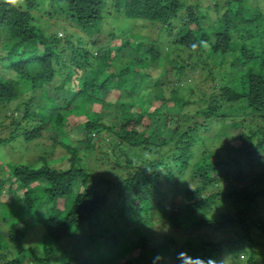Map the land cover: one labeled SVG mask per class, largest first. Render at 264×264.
I'll return each mask as SVG.
<instances>
[{"label": "trees", "instance_id": "16d2710c", "mask_svg": "<svg viewBox=\"0 0 264 264\" xmlns=\"http://www.w3.org/2000/svg\"><path fill=\"white\" fill-rule=\"evenodd\" d=\"M36 3L37 0H24L23 5L12 6L0 0V63L12 69L0 74V103L17 98L24 89H43L60 72L56 59L62 58L64 51H58L61 41L59 32L56 30L48 36L43 29L33 25L31 10ZM62 3L68 7L67 15L72 25L85 33L89 37V44L94 48L98 47L100 52L92 57L91 46L79 47L69 38L66 39L72 50L70 56L75 69L68 68L69 74L61 91L72 99L74 111L59 112L58 100L44 97L42 100L50 101L51 105H41L42 123L44 125L49 120L52 128L56 131L58 129V134H64L65 123H76L74 117L77 118L84 103H91L97 113H86L88 137L84 141L64 144L54 131V148L58 145L64 147L65 151L59 150V156L67 162L59 163V160H55L54 166L43 168L12 164L7 176L0 179V194L6 181H15L22 188L20 194L23 193L18 199L16 196L7 202L0 200V216L12 227L8 240L0 238V260H3L1 251L5 247L16 248L14 258L0 264H57L50 261V256L58 248L71 254L69 259L64 257L60 260L63 264H181L179 253L187 254L183 258L184 264H264V242L260 240L264 233L254 230L260 231L264 213L262 8L253 6L248 0H227L222 16L204 27L206 16L201 15L198 0L194 4H185L184 0H114L116 14L140 25H149L154 30L165 31L175 38L173 45L176 50L204 57L216 65L232 57L233 66L238 69L236 77L231 80V86H216L217 95L205 100L208 109L203 112V123L198 122L186 130L177 129L166 135L161 128L167 123V116H181L180 112L191 102L187 98L168 100L163 97L159 84L161 75H166V71L162 70L158 77L153 75L157 64L154 62L161 59V49L145 38L140 40L139 36L130 31V38L137 39L135 46H131L129 39L122 38L103 51L104 39L100 27L110 13L107 8L108 0H63ZM76 40L78 45L84 42L80 35L76 36ZM201 41H206L208 47H203ZM193 44L197 45L195 50L192 49ZM125 58L130 59L126 69L111 75L106 73L115 60ZM167 63L179 71L185 69L178 66V57L172 59L167 54ZM88 64L92 67L93 79L79 86L77 79L85 76ZM192 65L193 63L187 67ZM148 87L156 89L150 92ZM112 89L119 92L115 105L121 109L113 112L123 118L110 124L103 120L101 114L108 111L106 97ZM155 101L158 105L152 108L150 104ZM32 103L30 101L27 107ZM225 106L229 113L243 118L236 132L240 145L235 147L223 138L231 154L230 159L225 160L219 154H214L211 158L203 156L197 162L192 176L193 179H198V186L182 190L181 195L192 200L208 186L217 185V182H226L225 188L219 187L206 199L184 206H170L154 201L155 196H167V193H161L157 187L162 184V180H172L176 185L173 171L182 169L187 164L198 131L207 129L209 121ZM154 114L160 115L162 120H156ZM24 117H28V114ZM246 117H259L263 125L253 129L248 126ZM14 125L17 128L21 126L19 122ZM103 132H108L106 137H110L107 143L119 141V145H124L127 149L122 151L124 153L140 149L154 153L159 158L144 160L139 165L140 175L126 178L118 184L107 177L100 178L101 183L107 186V191L101 193L97 178L85 158L89 156L88 150L98 145L97 137L106 142V137L101 136ZM40 135L41 131L36 130L28 135V139H37ZM11 137L12 135L9 138L0 137V146L10 143ZM256 166H260V172L253 170ZM247 169L249 171L246 173ZM246 175L253 177V183L240 186L247 178ZM140 178L144 180L143 186L138 183ZM81 187L84 190L81 191ZM113 191L125 199L124 204L127 194L133 201L140 200L139 215L145 216L142 225H146L149 213V228L155 225V218H160L155 231L162 233L161 242L150 248L153 244L150 238L137 240L116 228L108 230L94 224L97 215L107 208L109 194ZM212 199L215 201L211 203ZM17 207L21 211L11 217ZM207 207H216L218 210L210 218L199 217L194 222L195 215ZM120 208L123 214L124 207ZM121 217L125 218L123 225H127L128 219L124 214ZM27 218H31L32 222L24 223ZM29 225L36 229L41 226L40 231H44L42 258H39L35 247L29 249L31 256H24V242ZM88 227V230H96L88 234ZM209 230L211 232L202 237L206 241L200 242L199 248L194 251L189 249L192 244L187 243L186 237L180 239L182 234L196 238V235ZM79 232H82L81 237ZM255 235H258V239H254ZM179 242L184 244L180 249ZM248 247L251 249L249 256H237ZM233 254L236 256L235 261L231 258Z\"/></svg>", "mask_w": 264, "mask_h": 264}, {"label": "rangeland", "instance_id": "374dc122", "mask_svg": "<svg viewBox=\"0 0 264 264\" xmlns=\"http://www.w3.org/2000/svg\"><path fill=\"white\" fill-rule=\"evenodd\" d=\"M63 0L54 2V0H37L36 6L31 10L34 16L33 25L39 29H43L46 34H49L58 31V36L61 39L58 51H64V55L60 59H56V66L59 67V74L53 82L45 86L41 90L34 89H24L20 95L8 102L0 103V137L9 138L10 135L12 140L10 144L4 143L0 146V179L2 180L7 176L9 167L12 164H18L22 166H32L33 168H42L46 166H54L55 160L60 162H67L66 159L61 160L59 156V150H64V147L58 145L54 148V131L57 134V138L61 139V142L64 144L68 143H78L84 141L88 137V131L85 126L87 121L86 113H95L93 110V105L91 103H84L83 107L79 109L77 118L74 117L76 123L66 122L65 123V133L58 134L57 129L54 130L52 122L47 120L43 125V119L40 116V107L43 104L51 105V102L48 100H42L44 97L56 98L58 100V111L63 112L67 110L74 111L72 99L69 95L64 94L61 91V88L65 87V78L69 74L68 68L72 70L75 69L73 61L71 59V47L66 39H70L71 42L77 44V46L90 48L91 44L89 37L85 33L81 32L79 28L72 25L71 19L67 15L68 7L62 3ZM195 0H184L185 4H194ZM200 3V13L203 17L206 16V20L203 22V26H208L213 23L215 19H218L226 10L227 0H198ZM253 6H260L264 11V0H248ZM21 6V5H20ZM216 6L218 10H216ZM108 11H110L108 17L103 21L100 30L102 33V38L104 39L102 43L103 51L107 47H111L112 44L119 39L127 38L130 41L131 46H135L137 39L131 37L130 31L133 32V35L139 36V39L142 38L149 40L154 43L161 49V59H158L155 63V70L153 75L158 77L162 74V70L166 71V75L162 74V80L159 84V87L162 89L163 97L165 99H189L190 104L187 108L183 109L180 112V115H168L167 123L161 128L163 134L169 135L176 131L177 129L186 130L187 127L193 126L196 123H203L205 117L203 112L208 109V104L205 100H210L211 96H215L218 93L216 86H231L232 79L237 75L238 69L233 66V58L229 57L224 59L219 65L206 60L204 57H199L198 55H190L187 51L176 50L174 46L175 38H172L165 31L154 30L153 27L149 25H140L136 21L125 19L122 15L116 14L114 12L115 5L114 0H108ZM80 35L84 42L81 45H78L76 36ZM255 40V39H252ZM264 40V37H263ZM148 41V42H149ZM249 43L251 39L248 40ZM4 51L2 50L1 53ZM92 57H96L99 54V48L91 46ZM62 53V52H60ZM167 54L170 55L172 59L178 57L179 64L178 66L184 67V71H179L174 69L173 65L167 63ZM204 54V53H203ZM94 59V58H93ZM92 59V62L94 61ZM193 63L191 67L187 65ZM130 64V59L124 60H115L111 67L106 70V73L111 75L113 73H118L126 69ZM96 66V64H94ZM11 67L5 64L0 63V74H3L4 71H11ZM92 67L88 64L85 76H79L77 79L78 85L81 86L83 82H87L93 79L91 74ZM156 87H148V91L155 90ZM176 90V91H173ZM118 91L112 89L109 92V95L106 97V109L108 111L102 112L103 120L107 123H115L121 116L114 114L113 110H121L118 106L115 105L117 100ZM33 102L29 107V102ZM44 101V102H43ZM46 105V106H47ZM153 107L158 105V102H152L150 104ZM47 109V108H45ZM51 108H49L50 110ZM112 109V110H109ZM130 111V108L128 109ZM97 113V112H96ZM28 114V117H24ZM162 114V113H161ZM156 120H162L160 115L154 114ZM248 126L253 129L260 128L262 124L261 119L258 117L245 118ZM15 122H19L21 126L16 129L14 125ZM243 118L237 116L235 113H229L227 107L219 110L217 114L209 121V127L207 129H200L197 133L196 141L192 147V153L189 155L187 164L182 169H176L173 171L176 177V185L172 183V180H162V184L157 185L161 190V193H167V196H155L153 197L154 201H160L166 205L174 206H184L189 203H193L196 200H204L210 194L215 193L218 188H225V183H216L217 185L208 186L203 190L197 197L194 199H186L181 195L182 190L191 189L192 186H198L196 177L193 179L192 176L195 171L197 162L203 157L208 156L212 157L214 154L221 155L225 160H229L231 154L228 152V147L223 141V138H226L233 146H239L240 140L236 135L237 129L241 126ZM52 128V129H51ZM39 130L41 135L36 139H28V135L32 132ZM108 132H103L101 136L106 137ZM59 135V136H58ZM96 142L98 145L91 150H88L89 156L85 158L88 166L93 170L94 176L98 181V189L101 193L107 191V186L100 181V178H109L113 183L118 184L126 178H132L134 175H140L141 169L140 164L144 160L149 159H158L159 157L154 153L149 151H141L140 149L129 150L127 152H122L127 150L124 145H119V141L108 142L110 137H106V142H103L104 139L97 137ZM117 146H123L118 148ZM123 148V149H122ZM207 152V153H206ZM206 153V154H205ZM61 155V154H60ZM78 156V155H77ZM144 156V157H143ZM66 160V161H65ZM260 166L254 167L253 170L260 172ZM252 170V169H251ZM249 169L246 170V173ZM251 175V174H250ZM247 176V175H246ZM143 178L138 180V183L143 186ZM253 183V177L247 176L244 181L240 183V186L250 185ZM141 188V186H139ZM12 189V191H11ZM143 189V188H142ZM0 200L1 201H10L17 196L22 197L23 193L20 194L22 188L18 186L15 181H6L1 188ZM84 190V187H81V191ZM154 190L152 189V192ZM20 194V196H19ZM146 194V193H145ZM147 195V194H146ZM127 199L124 202V198H120L116 191L109 194L108 206L105 208L97 217L95 218L94 224L96 226H101L106 229H114L124 231L128 237L134 238L137 240H142L144 238L152 239L153 244L150 248L154 247L157 243L162 241V233L155 231L157 223L160 221V218H155L156 220L154 226L149 228V216L145 220L146 225H142V221L145 219L144 214L139 215L140 211L138 210L139 205L141 204L139 199L134 201L127 194ZM150 198V197H148ZM215 199L210 200L214 202ZM50 206L49 203L47 205ZM120 207H124L123 214L128 219V224H124V219L122 218V210ZM47 209V207H46ZM218 208L211 207L205 208L198 212L194 217V222H196L199 217L210 218L214 215L215 211ZM21 211V208L17 207L11 217H15L16 214ZM43 212V211H42ZM41 212V213H42ZM3 216H0V238L3 240H8V234L12 229L10 223L4 222L2 220ZM262 222L260 224V231L254 229L257 233H264V213H262ZM32 222L31 218H27L24 223ZM27 229L26 239L24 242L25 254L24 256H31L30 248L35 247L36 251L39 253V258H42L43 252L42 242L44 241L43 233L40 231L41 226H38L36 229L35 226L29 225ZM185 228V227H184ZM88 234H92L95 230L91 228L88 230ZM195 230V229H194ZM211 231H204L201 235L190 236L182 234L180 239L186 237L187 243L192 244L189 246V249L192 251L199 248V243L204 242L203 236H207ZM82 232H79V237H81ZM254 239H258V235L254 236ZM262 243L264 242V237L260 239ZM49 241V240H48ZM45 243V241H44ZM184 244L179 242L178 248H182ZM247 247V246H246ZM138 251V250H136ZM251 249L245 248L241 255L238 253V257L244 258V256H249ZM1 254L3 255L4 262L6 260H11L16 254V248L12 246L5 247ZM70 252L64 253L62 248H58L50 256V261H53L57 264H63L60 260H63L64 257L69 259ZM22 255V258H24ZM232 260L236 258L233 254L231 256ZM262 258H264L262 256ZM235 261V260H234ZM263 263V261H260ZM36 264V263H33Z\"/></svg>", "mask_w": 264, "mask_h": 264}, {"label": "clouds", "instance_id": "9594fccd", "mask_svg": "<svg viewBox=\"0 0 264 264\" xmlns=\"http://www.w3.org/2000/svg\"><path fill=\"white\" fill-rule=\"evenodd\" d=\"M3 2L4 3H6V4H8V5H12V6H20V5H23L24 4V0H3ZM201 43V45L203 46V47H205V48H207L208 47V44H207V42L206 41H201L200 42ZM196 47H197V45H195V44H193L192 45V49L193 50H195L196 49ZM19 128V127H18ZM17 127H16V129H18ZM12 136H13V134H12ZM2 138V137H1ZM11 142V141H10ZM8 144H10V143H8ZM21 166V165H20ZM32 167V166H31ZM45 167V166H44ZM43 168V167H42ZM9 171H10V169H9ZM187 254L186 253H179L178 254V259H180L181 260V264H184V260H183V258L186 256ZM191 259V258H190Z\"/></svg>", "mask_w": 264, "mask_h": 264}]
</instances>
